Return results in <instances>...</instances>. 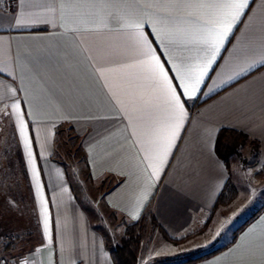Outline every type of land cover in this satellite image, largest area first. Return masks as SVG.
I'll return each instance as SVG.
<instances>
[{
    "label": "crops",
    "instance_id": "0c3cea01",
    "mask_svg": "<svg viewBox=\"0 0 264 264\" xmlns=\"http://www.w3.org/2000/svg\"><path fill=\"white\" fill-rule=\"evenodd\" d=\"M176 3L14 0L9 10L0 4V143L3 158L20 161L35 215L36 245L25 264H113L109 251L125 226L146 214L163 239L142 249V264H174L214 250L191 264H264V210L236 236L224 234L232 224L217 216L218 199L236 175L215 149L221 129L237 130L257 142L264 164V63L258 62L264 0H249L195 95L181 96L184 120L161 163L151 126L165 105L140 62L138 37L166 67L194 61L201 53L193 21L207 17L168 7ZM64 126L81 141L89 177L113 180L102 198L119 218L109 240L93 224L67 168L52 157L55 133Z\"/></svg>",
    "mask_w": 264,
    "mask_h": 264
},
{
    "label": "rangeland",
    "instance_id": "374dc122",
    "mask_svg": "<svg viewBox=\"0 0 264 264\" xmlns=\"http://www.w3.org/2000/svg\"><path fill=\"white\" fill-rule=\"evenodd\" d=\"M4 146L0 143V263L25 264L27 252L36 245L33 232L35 215L20 161L16 158H3ZM56 154L67 166L75 193L89 211L93 224L109 240L112 235H116L119 218L103 206L102 198L113 180L105 178L94 181L89 177L79 141L67 126L61 128ZM227 161L228 165L235 168L236 184L229 180L233 191L218 203L217 208L220 210L217 216L222 221L225 219L227 226L232 224L224 232L231 239L246 221L253 219L264 207V164H259L257 147L250 140L239 145L236 153L229 155ZM241 222L245 223L240 224ZM162 237L155 219L146 214L142 221L137 264H142V249L151 241L163 239ZM11 239L13 244H9Z\"/></svg>",
    "mask_w": 264,
    "mask_h": 264
},
{
    "label": "snow or ice",
    "instance_id": "6c2138e0",
    "mask_svg": "<svg viewBox=\"0 0 264 264\" xmlns=\"http://www.w3.org/2000/svg\"><path fill=\"white\" fill-rule=\"evenodd\" d=\"M168 7H182L198 11L207 19L203 22L199 19L193 21L197 25L195 43L198 45L201 54L194 61L181 62L174 68L171 66L166 67L167 61H162L156 55L155 50L149 46L148 41L142 35L138 37L143 57L140 62L146 67L149 78L159 89L161 94L159 99L165 105L164 115L151 126V135L154 137L156 150L155 159L161 163L167 156L168 150L176 139L184 120L181 96L191 97L195 95L216 61L228 34L241 15L244 14L245 9L249 7V0H177L175 5H169ZM132 26L139 32L140 24ZM258 62L264 63V54L261 55ZM253 66L254 63L249 64L247 68H242L241 71H247ZM170 72L173 75L170 76ZM173 81H176V83L174 84ZM177 89L181 91L178 92ZM24 128L25 125L21 121L20 132L22 135L24 134ZM25 147H28L26 136ZM28 156L31 161L32 152L30 149ZM150 167L154 169L155 164H151ZM38 187L39 181L37 180ZM43 224L47 233L49 225L47 215H45Z\"/></svg>",
    "mask_w": 264,
    "mask_h": 264
},
{
    "label": "trees",
    "instance_id": "16d2710c",
    "mask_svg": "<svg viewBox=\"0 0 264 264\" xmlns=\"http://www.w3.org/2000/svg\"><path fill=\"white\" fill-rule=\"evenodd\" d=\"M71 133L78 139L79 146L81 148V141L78 136L75 135L72 128H69ZM60 131L61 128L57 129L55 133V140H54V152H53V159L65 166H67L60 160L59 156L56 154V145L59 141L60 137ZM246 140H250L247 135H245L242 132H239L237 130L229 129V128H223L219 131L215 149L218 154V156L225 162V164L228 166L227 157L233 153H236V150L239 145L243 144ZM252 144H254L257 147L258 150V144L254 140H250ZM82 150V148H81ZM84 157V154H83ZM85 158V157H84ZM86 160H84V163ZM87 166V165H86ZM232 186H230L229 181L225 185L222 193L219 196L218 202L222 200L226 195H228L230 192H232ZM231 197V196H229ZM264 210V207L260 211ZM256 216V215H255ZM142 221L143 218L140 220L128 224L124 230L123 236L119 239L117 244L110 249V257L113 262V264H137L139 260V253H140V239H141V230H142ZM248 222H246L244 225H242L237 232H239ZM237 232L235 236L237 235ZM12 238V237H11ZM185 237L182 238H173L172 240L174 242H181L183 241ZM13 239V238H12ZM10 240L9 244H13V240ZM217 251V250H216ZM215 250L201 255L199 257H189L187 259H184L180 262L174 263V264H191L195 263L197 261H200L202 259H205L216 252Z\"/></svg>",
    "mask_w": 264,
    "mask_h": 264
},
{
    "label": "built area",
    "instance_id": "2783aa9c",
    "mask_svg": "<svg viewBox=\"0 0 264 264\" xmlns=\"http://www.w3.org/2000/svg\"><path fill=\"white\" fill-rule=\"evenodd\" d=\"M14 0H0L1 7L5 10H9L12 7V3ZM0 264H9L6 262H1Z\"/></svg>",
    "mask_w": 264,
    "mask_h": 264
}]
</instances>
